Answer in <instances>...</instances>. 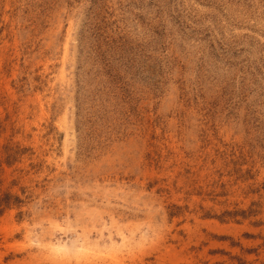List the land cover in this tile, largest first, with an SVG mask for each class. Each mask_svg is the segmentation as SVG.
<instances>
[{
    "label": "rangeland",
    "instance_id": "rangeland-1",
    "mask_svg": "<svg viewBox=\"0 0 264 264\" xmlns=\"http://www.w3.org/2000/svg\"><path fill=\"white\" fill-rule=\"evenodd\" d=\"M5 195L0 264H264V0H0Z\"/></svg>",
    "mask_w": 264,
    "mask_h": 264
},
{
    "label": "trees",
    "instance_id": "trees-1",
    "mask_svg": "<svg viewBox=\"0 0 264 264\" xmlns=\"http://www.w3.org/2000/svg\"><path fill=\"white\" fill-rule=\"evenodd\" d=\"M9 196L5 195L1 200H0V214L3 212L5 208H8L10 203L8 200ZM17 200V199H15Z\"/></svg>",
    "mask_w": 264,
    "mask_h": 264
}]
</instances>
